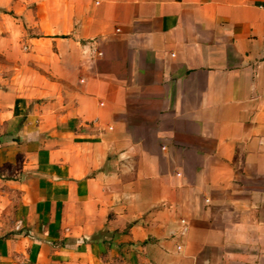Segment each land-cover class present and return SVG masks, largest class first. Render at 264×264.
<instances>
[{
  "label": "crops",
  "instance_id": "1",
  "mask_svg": "<svg viewBox=\"0 0 264 264\" xmlns=\"http://www.w3.org/2000/svg\"><path fill=\"white\" fill-rule=\"evenodd\" d=\"M0 264H264V0H0Z\"/></svg>",
  "mask_w": 264,
  "mask_h": 264
}]
</instances>
